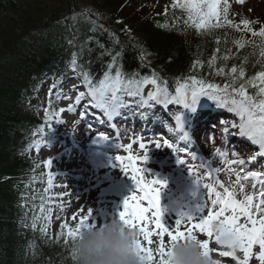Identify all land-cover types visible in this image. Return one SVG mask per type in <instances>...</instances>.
Instances as JSON below:
<instances>
[{
  "label": "trees",
  "instance_id": "obj_1",
  "mask_svg": "<svg viewBox=\"0 0 264 264\" xmlns=\"http://www.w3.org/2000/svg\"><path fill=\"white\" fill-rule=\"evenodd\" d=\"M75 2L79 0H0V264H74L70 244L66 246L63 238L57 241L56 234L43 246L33 237L41 228H33L25 220L22 168L31 171L33 165L27 159L20 162L17 128L27 126L30 120L18 113L17 101L31 76L39 77L54 64L75 60L81 76L89 77L93 84H98L105 72L114 76L119 69L125 79L139 72L138 77L155 76L158 82L175 88L174 81L190 68L216 83H227L233 66L244 67L245 80L262 68L260 38L247 31L243 34L223 26L198 32L185 27L179 9L168 7L167 14L165 8L161 15L140 20L134 28L145 34L140 47L146 53L143 57L129 40L119 10L113 11L103 26L80 19L74 22L68 13L78 5H73ZM236 40L254 41L256 47L247 43L238 48ZM213 56L216 59L209 65ZM220 68L224 74L217 75ZM255 91L249 86L251 95Z\"/></svg>",
  "mask_w": 264,
  "mask_h": 264
},
{
  "label": "snow or ice",
  "instance_id": "obj_2",
  "mask_svg": "<svg viewBox=\"0 0 264 264\" xmlns=\"http://www.w3.org/2000/svg\"><path fill=\"white\" fill-rule=\"evenodd\" d=\"M222 0H173L172 8L179 9L183 14L185 27H191L194 30L201 32L202 30H213L223 26L239 29L241 25L243 29L250 33L253 37L260 38L259 44V63L262 68L251 79L245 78L244 67L239 68L233 66L231 68V78L223 86L220 84L209 83L204 79L197 78L195 75L189 76L183 83L177 82L174 94L169 92L167 82L162 86L158 82V78L143 77L141 79H125L123 73L116 69L115 75L105 72L104 78L99 81V84H93L87 76L85 83L88 86V95L91 97L92 106L103 112L111 119L114 115L120 114L122 107L135 108H151L153 104L162 106L175 105L177 108L195 109L197 100L200 97H208L216 102L217 106L234 113L238 117V121H234L230 128L225 127L223 133L246 139L252 145L259 147V152L252 157H264V26H261L259 31H256L252 25L256 21L244 18L240 24H234L228 18L229 8L225 3L221 7ZM242 2V0H241ZM167 14V8L165 9ZM238 48H243L245 44L252 43L255 49L254 41L236 40L234 41ZM218 51V50H217ZM118 55V54H117ZM255 55V51L253 52ZM228 57L226 56L225 59ZM113 57V64L115 63ZM216 59L215 56L209 61V65ZM75 66V60H73ZM200 64V61H196ZM247 63V57H245ZM113 64H109V69H112ZM195 66V65H194ZM224 74V69L220 68L217 75ZM145 84L154 85L153 91L148 92L147 98L142 95V89ZM251 86L255 89V94L250 95L248 88ZM85 93L81 92L76 97L77 103L84 97ZM127 95L132 102L125 105L123 96ZM136 98H139L138 103ZM71 105L69 111H71ZM63 111V110H61ZM147 112L141 111L140 115L144 116ZM175 128H170L169 131L174 132L180 140H186L187 133L183 130L182 114H174ZM60 122V121H57ZM43 131V129H41ZM97 137L101 140L110 139L104 132H98ZM127 145L120 144L119 147L125 152L132 149L133 143ZM149 144H154L157 148H170L176 154L179 151L187 152L180 149L176 144L170 142L169 139L153 140L145 143L143 138L139 139V148L144 151L142 157L143 162L148 158ZM214 156L221 157V163L228 166L239 165L240 171L236 172V184L239 186V193L243 199H237L235 188L230 189L218 179L217 175L221 172L219 167H212L210 161H200L198 165L189 164L185 159L177 156V162L187 165L189 173L195 178L197 185L203 190H207V198L204 191L199 203L192 213H180L179 218L174 220V226L170 221L165 223L163 220L161 209V192L165 187V183L158 179L146 181L143 173L144 168L137 166V161L140 159L129 154L127 157L116 155L115 160L119 162L120 169L125 175L136 185V191L128 196L124 202L122 210L118 214L121 223L126 227L132 228L139 233L138 252L144 264H171L167 258L169 255L168 245L171 242L184 240L187 237H197L194 230L204 234L206 239L200 240L201 248L204 254H212L215 250L210 248V240L214 239L216 245L225 249L218 251L219 257H230L236 264H249L253 257L254 246L259 247L258 254L255 255L259 264H264V186L259 192L258 203H254V194H247L245 186L242 182L241 172L244 171L243 166L246 161L241 158L227 159V153L217 148L213 153ZM233 156L238 154L233 151ZM192 161H196L197 157L191 154ZM125 160L127 161L125 163ZM51 165V159L47 162ZM194 167L206 170V176L210 178V183H202L201 177L194 172ZM131 173V174H129ZM262 173L259 171H248L243 179L259 178ZM51 183V180H49ZM217 185L223 191L217 190ZM253 188H256L254 183ZM137 191L142 195H137ZM147 202V206H143V202ZM210 203V207H209ZM44 209L41 208V212ZM81 212L83 209L80 210ZM206 213V214H205ZM150 214V215H149ZM47 219V217H44ZM73 220H77V215L74 214ZM196 221V222H194ZM96 222L92 219V210L87 209V214L79 217L75 226H70L67 222L60 225V233L57 234L56 240L61 238L67 246L77 238L79 233L87 228L95 227ZM32 227H36V217H33ZM44 231V229H41ZM159 237L158 248L156 253L158 259L153 253L151 247H145L143 241L148 245L153 244V237ZM227 237L225 242L222 238ZM241 252L243 257L237 255ZM71 259L75 257L70 248Z\"/></svg>",
  "mask_w": 264,
  "mask_h": 264
},
{
  "label": "rangeland",
  "instance_id": "obj_3",
  "mask_svg": "<svg viewBox=\"0 0 264 264\" xmlns=\"http://www.w3.org/2000/svg\"><path fill=\"white\" fill-rule=\"evenodd\" d=\"M93 1L96 2L97 6L101 10L97 12L90 11V14L93 15V17H97V18L106 17L107 13H109L110 11L109 5L106 2H103V0H93ZM122 1L128 4V5H123L124 14L127 16L125 19L133 23L139 19L142 20V18L149 19L150 16L154 14V12L161 11L168 4L173 2V0H122ZM225 3L229 8L228 18L232 20L234 24H240L242 19L247 18L249 20L256 21V23L252 25V27L256 30L260 29L261 26H264V0H249L244 2L243 4H231V2L229 4V1L222 0L221 7H223ZM135 36L137 38H139L140 36L139 38L140 40L144 39V37L139 34H135ZM75 88L76 87L74 85L73 80L68 81L66 83V86L63 89L62 94L56 93L54 90L48 88L47 85L43 86L41 90L42 94L38 102V104L40 105L39 111L44 112L46 109L50 108L51 113L44 118L42 127L36 133L37 137L31 141L32 152L34 154L36 153L35 154L36 157L42 161L45 167L49 166L47 163L49 159H51V165L56 166V171L54 168L51 171V173L53 175L52 177H55V179H57V184H60L61 183L60 181H62L65 184L72 185V188L68 190V191H72L70 198H67L69 199V202L64 205L65 209L60 212L59 210H57V205L60 204L61 199L56 197V195H59L60 192L58 191V187L56 186V183L54 184L55 185L54 187L57 190H56L55 198L54 200H52L53 204L49 205V208H52L51 209L52 214L50 216L52 227H55L58 224H62L65 222H67L69 225L74 227L75 224L78 222L79 217L87 214V209L92 210V219L96 222V224L107 222V220L112 217L118 218V214L122 210L124 200L135 192V190H133L132 188L118 189L116 186H114V182H115L114 177L108 179L106 170H104V172L99 171L98 169L93 170L92 166L85 168L87 170L84 173H76V174L73 173V175L80 176L78 179L74 180V178H71L68 175H64L66 169H71L66 166L64 159L61 158L62 162H59V159H54L55 158L54 152L50 146L51 144L49 143V141L51 140L52 136H54L55 133L58 132L60 134V131L64 130L63 126L74 124V122L71 123V119H73V117H70L69 119H65V120H60V119H62L65 110L72 102V99H68V98L69 97L71 98L73 90ZM200 98L203 101H206L207 103L213 106L217 105L216 102L212 101L208 97H200ZM50 121L53 123L51 127H49L48 124ZM58 124L60 125L59 129L56 126ZM41 129H43V131H41ZM58 138H59L58 136L55 137L53 142H55ZM133 140H135V136L132 135L130 141L133 142ZM149 141H152V139L144 140L145 143H148ZM133 144L135 146H138L137 142ZM165 149L166 148L164 147L157 148L154 146V144H149L148 153L155 152L156 158L164 159ZM75 167L77 166L76 165L73 166V168ZM148 170L152 172L151 167H148ZM149 171L145 170L146 173H149ZM152 173L153 174L151 175V180L155 178L158 179V175H156L155 172ZM122 175L123 173H119V176ZM144 178L146 181H149L148 177L144 176ZM73 182L75 183L73 184ZM74 186L76 187L73 188ZM203 191H204L203 189H201L200 191H189L184 189L183 192L175 194V202H174L175 205H171L168 195L172 193L173 190L171 189L168 190L167 192L162 190L160 196H161V209H162L164 222L168 223L170 221V223H172L174 226V220L179 218L180 213L194 212L196 205L199 203L203 195ZM137 195H142V194H140L137 191ZM204 195L205 198H207V194L205 193V191H204ZM143 206L145 207L147 206L146 201L143 202ZM210 206L211 205L209 203V207ZM81 209H83L82 212L80 211ZM74 214L77 215V220L72 219ZM194 232L197 235V237L201 240L207 238L204 236V234L199 233L197 230H194ZM141 241L145 247L152 248L153 253L157 258L158 254L156 253V249L158 248L159 237L158 236L153 237L154 242L152 245H148L147 242L143 241L142 237H141ZM210 248L215 250L212 254L220 258L222 264H236V261H234L230 257L218 256V251L225 249H222L220 248V246L216 245L214 239L210 240ZM258 252H259V247H255L253 249V253H254L253 257L250 259L249 264H259V261L256 260L255 258V255L258 254ZM237 255L240 256L241 258L243 257V254L241 252H237Z\"/></svg>",
  "mask_w": 264,
  "mask_h": 264
},
{
  "label": "clouds",
  "instance_id": "obj_4",
  "mask_svg": "<svg viewBox=\"0 0 264 264\" xmlns=\"http://www.w3.org/2000/svg\"><path fill=\"white\" fill-rule=\"evenodd\" d=\"M139 233L112 217L82 230L70 248L74 264H144L138 252ZM225 242L227 237L222 238ZM198 237L171 242L167 247L171 264H222L213 254H204Z\"/></svg>",
  "mask_w": 264,
  "mask_h": 264
},
{
  "label": "bare ground",
  "instance_id": "obj_5",
  "mask_svg": "<svg viewBox=\"0 0 264 264\" xmlns=\"http://www.w3.org/2000/svg\"><path fill=\"white\" fill-rule=\"evenodd\" d=\"M23 131H24L23 129H20V130L18 129V132H20V133L23 132Z\"/></svg>",
  "mask_w": 264,
  "mask_h": 264
}]
</instances>
